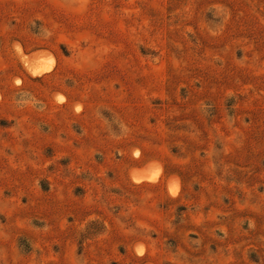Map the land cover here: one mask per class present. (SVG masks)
Returning <instances> with one entry per match:
<instances>
[{
    "label": "rangeland",
    "instance_id": "obj_1",
    "mask_svg": "<svg viewBox=\"0 0 264 264\" xmlns=\"http://www.w3.org/2000/svg\"><path fill=\"white\" fill-rule=\"evenodd\" d=\"M0 264H264V0H0Z\"/></svg>",
    "mask_w": 264,
    "mask_h": 264
}]
</instances>
